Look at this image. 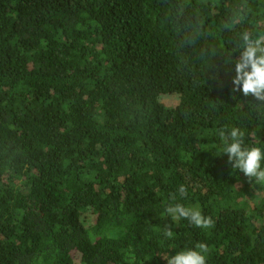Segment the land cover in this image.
Masks as SVG:
<instances>
[{"label": "trees", "instance_id": "1", "mask_svg": "<svg viewBox=\"0 0 264 264\" xmlns=\"http://www.w3.org/2000/svg\"><path fill=\"white\" fill-rule=\"evenodd\" d=\"M243 31L264 33V0H0V264H167L198 243L264 264V184L218 134L264 148V102L232 91Z\"/></svg>", "mask_w": 264, "mask_h": 264}, {"label": "clouds", "instance_id": "2", "mask_svg": "<svg viewBox=\"0 0 264 264\" xmlns=\"http://www.w3.org/2000/svg\"><path fill=\"white\" fill-rule=\"evenodd\" d=\"M237 18H242V16ZM228 26L225 25V27ZM240 35L241 40L235 46V50H239L240 55L234 61L235 75L231 81L232 91L242 92L245 97L251 96L256 101L264 102V33L253 36L252 33L243 31ZM221 54L224 56L226 53ZM224 63L227 65L233 61L225 60ZM218 134L224 146L222 153L227 155L231 167L242 172L249 182L264 184V167H262L264 148L247 145L245 140L248 134L237 126L219 129ZM179 193L181 196L186 195V188L183 185L179 188ZM172 198L175 199V196ZM166 213L173 221L184 218L198 228L214 227L211 217H205L199 210L187 208L178 203L168 206ZM164 234L169 238L173 236L171 225L165 227ZM196 249L198 250L189 249L170 258H163L167 260V264H206L208 246L198 243Z\"/></svg>", "mask_w": 264, "mask_h": 264}, {"label": "rangeland", "instance_id": "3", "mask_svg": "<svg viewBox=\"0 0 264 264\" xmlns=\"http://www.w3.org/2000/svg\"><path fill=\"white\" fill-rule=\"evenodd\" d=\"M174 99H176V98H171V99L170 98H166L167 104H169V105L173 104L174 103Z\"/></svg>", "mask_w": 264, "mask_h": 264}]
</instances>
